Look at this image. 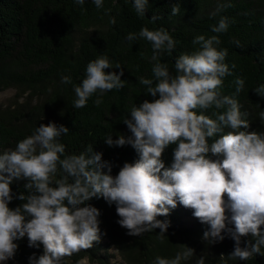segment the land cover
I'll use <instances>...</instances> for the list:
<instances>
[{
	"label": "clouds",
	"instance_id": "1",
	"mask_svg": "<svg viewBox=\"0 0 264 264\" xmlns=\"http://www.w3.org/2000/svg\"><path fill=\"white\" fill-rule=\"evenodd\" d=\"M75 2L83 5L85 0ZM93 3L97 9L103 7V0ZM147 3L148 0H134L138 15H145ZM179 11L178 6H173V15ZM157 19L152 17L153 21ZM110 22L115 24V19ZM228 27L227 18H221L212 31L221 33ZM138 36L151 42V59L156 62L152 68L155 83L143 77L139 82L146 86V94L158 98L152 102L144 100L131 108V118L124 119L131 136L120 135L115 141L109 136L105 142L108 146L131 145L139 159L125 162L113 176L112 165L102 160V153L95 152L91 145L78 155H66L59 138L69 129L54 122L41 124L33 134L20 140L15 149L3 151L0 261L15 255L18 245L14 241L25 235L30 246L37 242L44 246L43 255L30 258L32 264H61L65 257L92 248L101 238L97 219L100 212L96 207L85 206V202L101 196L109 204H115L118 223L131 236L156 228L163 235L169 222L157 217L167 216L169 209L179 202L193 209L194 216L210 226L204 239L223 240L221 233L225 230L231 234L235 248L230 258L247 260L264 246V133L242 131L248 129L249 123L242 118L244 114L237 100L222 96L219 91L223 78L231 75L224 63L227 50L214 46L220 43L218 36L206 39L199 35L193 44L200 45V49L181 54L175 60L173 75L167 64L160 62V54L170 55L175 47L168 31L144 27ZM136 38V34L129 33V41ZM113 67L120 68V64L113 66L106 55L88 63L86 78L74 86V107H85L94 93L124 87L123 71L119 74L105 71ZM61 82L71 83V77L63 76ZM235 83L236 91L240 92L244 80L237 78ZM255 91L264 97V85ZM94 103L99 106L102 100ZM210 108L225 111L214 112L213 119L203 114ZM260 117L264 121V111ZM226 128L230 130L225 134ZM209 138H214L211 144ZM172 144L176 145L173 162L165 169L162 154ZM209 152L220 159H210ZM58 172L62 175L54 180ZM14 180H26L24 188L28 194H20L17 198L26 202L12 209L10 186ZM229 223L234 229L227 227ZM248 234L256 238V243L241 248L240 237ZM193 253L187 247L174 259L157 257L154 264H180ZM197 264H204V259Z\"/></svg>",
	"mask_w": 264,
	"mask_h": 264
},
{
	"label": "trees",
	"instance_id": "2",
	"mask_svg": "<svg viewBox=\"0 0 264 264\" xmlns=\"http://www.w3.org/2000/svg\"><path fill=\"white\" fill-rule=\"evenodd\" d=\"M173 6L180 9L176 15L172 14ZM153 16L158 19L153 21ZM113 18L115 24L110 22ZM221 18H227L229 27L225 32L215 33L212 28ZM144 27L150 31L164 28L175 41L170 55L160 54V62L167 64L173 75L175 60L181 54L200 49V45L193 44L197 36L204 35L206 39L218 36L220 43L214 46L227 50L224 63L231 72L223 78L219 91L222 96L237 100L244 114L242 118L249 123L248 129L242 131L264 133L260 117L264 97L255 91L264 85V0H148L144 16L136 13L134 0H103L100 9L93 0H85L83 5L75 0H0V92L14 88L24 96L14 104L0 105V154L15 149L20 140L33 134L41 124L54 122L69 129L59 138L66 155H78L91 145L95 152L102 153V160L112 165L113 176L125 162H136L139 154L131 145L108 146L105 139L111 136L115 141L120 135L131 136L124 123V119L131 118V108L144 100L152 102L158 98L146 94V86L139 82L143 77L155 83L152 44L138 36ZM129 33L137 38L129 41ZM102 55L113 66L120 64V68L105 71L117 74L123 71L124 87L94 93L85 107H74V86L86 78L88 63ZM63 76L71 77L72 82L62 83ZM237 78L244 80L240 92L236 91ZM97 99L102 100L99 106L94 103ZM224 111L210 108L203 114L215 119L214 112ZM229 130L226 128L225 134ZM213 139L209 138V144ZM175 147L169 145L162 154L165 169L171 167ZM208 156L220 159L211 152ZM61 175L58 172L54 180ZM26 183V180L13 181L10 208L26 202L17 198L28 194ZM86 205L100 212L97 217L100 241L94 242L90 249L65 257L61 264H79L84 258L98 264H154L157 257L174 259L187 247L194 253L180 264H197L201 258L204 264H264V246L247 260L230 258L235 248L231 234L225 230L221 233L223 240L204 239L210 226L197 219L193 209L179 202L169 209L167 216L157 217L169 222L163 235L156 228L140 236H131L120 226L115 204H109L102 196L92 198ZM227 214L230 217L231 213ZM227 227L234 229L230 223ZM14 243L18 247L8 264H32L30 258L38 259L44 254L43 244L30 246L26 235ZM255 243L251 234L240 237L241 248H250Z\"/></svg>",
	"mask_w": 264,
	"mask_h": 264
},
{
	"label": "rangeland",
	"instance_id": "3",
	"mask_svg": "<svg viewBox=\"0 0 264 264\" xmlns=\"http://www.w3.org/2000/svg\"><path fill=\"white\" fill-rule=\"evenodd\" d=\"M24 96H21L17 93V90L14 88H7L0 92V105L14 104L15 101H22ZM10 258L5 261H0V264H8ZM79 264H98L91 263L87 258H84L80 261Z\"/></svg>",
	"mask_w": 264,
	"mask_h": 264
}]
</instances>
